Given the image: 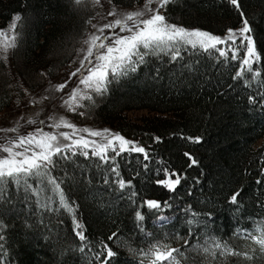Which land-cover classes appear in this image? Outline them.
<instances>
[{"label": "snow or ice", "instance_id": "6c2138e0", "mask_svg": "<svg viewBox=\"0 0 264 264\" xmlns=\"http://www.w3.org/2000/svg\"><path fill=\"white\" fill-rule=\"evenodd\" d=\"M221 2L238 15L239 26H229L223 34H214L172 22L170 7L179 0H140L139 6L131 10L125 0H67L65 7L80 16L83 26L78 34L62 41L63 48L58 53H66L64 59L37 73L40 78L37 86L46 84L39 99L29 89H22L27 104L40 105L39 111L27 118L21 115L23 125L17 120L12 127H0V264H11L5 247L8 228L5 218L18 217L21 212L26 214V228L34 227L29 223L31 217H37L41 226L46 215L57 216V224L64 222L60 216L70 217V235L78 243L61 248L59 258L54 248V264H75L76 258L80 264H188V261L197 264V258L199 264H255L264 259V202H259V198L261 211L251 215L244 201L238 199L241 191L233 190L225 197L223 203L231 206L229 211L236 222L225 238L214 227V214L222 202L199 201L205 207L197 208L181 201L178 188L187 177L157 161L160 166L155 172L163 173V178L155 179L154 184L170 195L139 197L138 202V191L132 179L121 176L117 158L128 162L133 154H138L135 157L138 163L141 156L144 162L151 161L155 157L148 147L108 128L78 127L54 112L59 101L67 112L91 118L96 105L113 86L141 72L152 82L167 80L168 87L179 90L207 74L201 71L200 57H205L216 65L232 66L235 71L231 80L243 81L245 88L255 83L257 88L254 94L247 95V102L253 111L259 109L264 113V32H257L256 18L246 13L243 0ZM26 20L27 17L14 14L7 27L0 29V61L5 64L22 47L23 31H18V25L26 26ZM187 54H193L195 59ZM61 69L63 82L53 83L51 77ZM44 101L50 102L47 111ZM25 126L33 127L27 130ZM181 139L202 143L200 136L181 134ZM154 141L162 142L159 136ZM183 155L189 166H198V160L190 152ZM79 157L92 163L85 165ZM85 167L94 171L86 172ZM142 167L145 174L153 171L149 163H143ZM136 175L141 173L137 171ZM260 176L264 177V167ZM147 178L151 183V177ZM65 184L86 188L99 185L98 191L127 200L133 209L130 213L133 227L127 233L117 227L106 239L91 237L78 215L80 205L68 195ZM256 184L262 185L264 181L257 179ZM20 204L24 207L18 209ZM145 207L159 231L146 227L148 217L141 210ZM165 210H171L170 214ZM61 240L66 242L64 236L55 233L53 244ZM236 240L242 241V245L234 243ZM176 243L180 247L174 246ZM120 248H126L127 254Z\"/></svg>", "mask_w": 264, "mask_h": 264}, {"label": "trees", "instance_id": "16d2710c", "mask_svg": "<svg viewBox=\"0 0 264 264\" xmlns=\"http://www.w3.org/2000/svg\"><path fill=\"white\" fill-rule=\"evenodd\" d=\"M139 3L140 0H125L129 9ZM66 4L67 0H0V29L11 22L14 14L27 17L26 26L25 23L18 25V31H23L22 47L17 55H11V71L0 61V113L10 108L22 89L36 92L44 88L46 84L37 86L40 79L37 73L64 59L66 53H58V49L63 48L62 41L78 34L83 26L80 16L69 11ZM243 5L249 16H255L257 32H264V0H243ZM169 15L174 23L214 34H223L229 26H239L238 15L221 0H179L177 5L170 7ZM187 55L195 59L193 54ZM200 59L201 71L207 74L179 90L168 87L167 80L152 82L141 72L139 76L113 86L96 105L91 118L75 113H70L69 117L78 124L107 127L148 147L155 157L151 161L144 162L141 156L138 163L135 159L138 154H133L128 162L117 158L121 176L132 179L138 191V202L139 197L167 198L170 195L154 184L155 179L163 178V173L157 175L155 172L160 166L157 161H163L164 166L187 177L178 188L181 201L201 208L205 205L199 201L219 199L222 203L215 211L214 227L227 238L236 222L229 211L231 206L223 203L225 197L233 190L241 191L242 196L238 199L244 201L246 211L251 215L261 211L258 198L259 202H264V184H256L257 179L264 181L260 176L264 167V113L259 109L253 111L247 102V95L254 94L257 88L255 83L251 88H245L243 81L231 80L235 71L232 66L216 65L214 60L205 57ZM63 71L54 74L52 81ZM229 84L235 86L229 88ZM141 112L142 115L130 116ZM181 134L184 137L200 136L202 143L181 139ZM156 136L161 137L162 142L156 143ZM185 151L198 160V166H189L183 155ZM78 159L85 165L92 163L84 161L83 157ZM143 163H149L153 171L145 174ZM85 171L91 173L94 169L85 167ZM137 171L140 176L136 175ZM64 187L80 205L78 215L87 225V234L91 237L106 239L117 227L125 233L133 227L130 215L133 209L127 200L121 201L115 199V194L110 197L106 191H98L99 185L86 188L65 184ZM188 191L192 192L191 196L187 195ZM23 207L17 205L18 209ZM141 210L148 217V230L156 227L159 231L146 207ZM170 212L165 210L166 214ZM25 219L23 212L18 217L5 218L8 225L5 247L10 253L11 264H54V248L56 258H59L61 248L78 243L70 235L71 219L67 214L60 216L64 221L60 224H57V216L46 215L43 226L37 217H31L32 228L25 227ZM57 232L66 238V242L61 240L59 244H53ZM108 243L114 246L112 242ZM234 243L242 245L243 242L236 240ZM174 246L180 247V243ZM118 250L127 254L126 248ZM75 264H80L79 258ZM188 264L193 262L188 261ZM255 264H264V259H258Z\"/></svg>", "mask_w": 264, "mask_h": 264}, {"label": "rangeland", "instance_id": "374dc122", "mask_svg": "<svg viewBox=\"0 0 264 264\" xmlns=\"http://www.w3.org/2000/svg\"><path fill=\"white\" fill-rule=\"evenodd\" d=\"M105 2H106V0H105ZM129 10H131V9H129ZM93 23H96V21H94ZM6 27L7 26H5L2 29H5ZM6 65L9 68V70L11 71V55L9 56V59H8V62L6 63ZM63 78H64V71L60 74V76L56 80H53L52 82L53 83L63 82ZM44 88L40 89L39 91L32 92V95L36 96L37 99H39V94L43 92ZM56 95H59V94H56ZM27 100H28V98L25 96L24 92H22L20 95H16L13 99V102H12L10 108H8L4 112L0 113V127H12L15 125V122L17 120H20L21 115H23L27 118V117L33 116L37 111H39V109L41 107L40 105H37V106L28 105ZM49 103H50L49 101H44L43 107H44L45 111L48 110ZM54 112H55L56 116H65L67 119L71 120L73 123H76L78 127H92V128H98V129L107 128V127H93V126H89V125L78 124L77 122L73 121L69 117L70 112H67L63 107H61L59 101H57V103H56V107L54 109ZM142 114H143L142 112L141 113H134V114H131L130 116H139ZM41 115H43V113ZM20 123L23 125L24 121L20 120ZM25 127L27 128V130H31V128L33 126H25ZM21 131L22 132L25 131V128H22ZM111 131H113V130H111ZM113 132H115V131H113ZM0 135H2V133H0Z\"/></svg>", "mask_w": 264, "mask_h": 264}]
</instances>
